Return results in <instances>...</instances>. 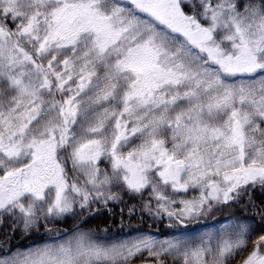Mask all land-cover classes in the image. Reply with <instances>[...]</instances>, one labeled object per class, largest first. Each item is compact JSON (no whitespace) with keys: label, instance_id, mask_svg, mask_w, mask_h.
Segmentation results:
<instances>
[{"label":"snow or ice","instance_id":"6c2138e0","mask_svg":"<svg viewBox=\"0 0 264 264\" xmlns=\"http://www.w3.org/2000/svg\"><path fill=\"white\" fill-rule=\"evenodd\" d=\"M250 189L264 192V0H0V264H264V224L236 221L7 248L121 193L186 228Z\"/></svg>","mask_w":264,"mask_h":264},{"label":"trees","instance_id":"16d2710c","mask_svg":"<svg viewBox=\"0 0 264 264\" xmlns=\"http://www.w3.org/2000/svg\"><path fill=\"white\" fill-rule=\"evenodd\" d=\"M196 194L192 193V195ZM181 195L191 198L188 194ZM121 197L122 202H109L107 207L101 204L94 205L91 214L85 213L78 219L67 217L56 224H50L49 227L53 229L52 234L46 233L43 228L29 237H22L17 232L7 248L9 251L16 249L24 251L30 246L62 243L72 237L77 226L84 231L90 230L93 233V238L99 243H116L138 236H151L160 241L181 237H198L205 233L218 231L221 225L227 224L229 221L253 223L257 232L260 231L261 224H264V215L261 214V210L264 209V192L260 189H250L248 197L238 206H224L215 216L199 218L186 228L176 225L174 220L170 221L166 216L156 218L147 211H142L138 198L124 193H121ZM249 198L253 204L248 203ZM132 205L137 206L136 211L132 216H129L128 209ZM7 224L6 220L5 225ZM6 230V227L0 228V239H3V232ZM4 254L0 249V255ZM133 264H155V262L145 254L143 257L136 258ZM167 264H173L171 258H167Z\"/></svg>","mask_w":264,"mask_h":264},{"label":"water","instance_id":"95a60500","mask_svg":"<svg viewBox=\"0 0 264 264\" xmlns=\"http://www.w3.org/2000/svg\"><path fill=\"white\" fill-rule=\"evenodd\" d=\"M67 233V231L65 232V234Z\"/></svg>","mask_w":264,"mask_h":264},{"label":"rangeland","instance_id":"374dc122","mask_svg":"<svg viewBox=\"0 0 264 264\" xmlns=\"http://www.w3.org/2000/svg\"><path fill=\"white\" fill-rule=\"evenodd\" d=\"M65 233V232H64Z\"/></svg>","mask_w":264,"mask_h":264}]
</instances>
